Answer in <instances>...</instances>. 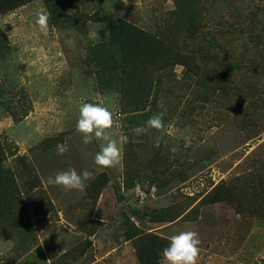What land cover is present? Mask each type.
I'll list each match as a JSON object with an SVG mask.
<instances>
[{
  "label": "rangeland",
  "instance_id": "1",
  "mask_svg": "<svg viewBox=\"0 0 264 264\" xmlns=\"http://www.w3.org/2000/svg\"><path fill=\"white\" fill-rule=\"evenodd\" d=\"M190 1L179 13L177 0H32L0 15V142L39 182L17 204L14 227L0 220V264H137L135 237L124 236L135 230L169 239L196 231L197 264H264V216L235 200L203 201L219 182L235 195L264 186V0ZM40 12L47 34L35 26ZM94 14L122 18L195 60L152 64L151 87L137 83L123 97L124 74L110 80L98 63L108 24ZM85 102L109 107L113 137H127L113 167L98 168L100 142L84 144L76 131ZM11 103L17 115L29 112L15 120ZM155 114L163 127L136 134ZM70 167L93 173L83 191L47 182Z\"/></svg>",
  "mask_w": 264,
  "mask_h": 264
},
{
  "label": "trees",
  "instance_id": "2",
  "mask_svg": "<svg viewBox=\"0 0 264 264\" xmlns=\"http://www.w3.org/2000/svg\"><path fill=\"white\" fill-rule=\"evenodd\" d=\"M29 1L32 0H0V15L10 12ZM177 3L178 12L182 13V8L188 7L191 1L177 0ZM48 8L50 9V6ZM188 11L189 13L192 12L191 10ZM184 16L190 19V15L186 14ZM93 20H103L108 24V38L99 45L101 54L99 55L100 60L98 63H103V65L107 66V74L111 78L110 80L116 79L114 77L116 75L124 74L126 80L124 81L125 88L123 90V97L130 98V95L133 96L137 83L138 87L142 90L151 87L153 75L155 74L153 65L162 64V66H167V64H183L188 67L190 61L195 60L194 55L183 54L178 48L155 38L149 32L132 25L122 18L113 20L110 16L94 14ZM2 96L3 94L0 92V102H2ZM21 102L23 103V101ZM9 106L12 108L10 113L15 120H18L29 112V107H24L21 104L20 106L24 108L17 115V105L11 103ZM139 109L141 110L143 107L140 106L136 109L124 110L123 112L135 113ZM7 155L13 157L14 163L12 166L5 163ZM102 180L103 175L92 183V186L97 191L103 183ZM37 183H39L38 178L34 170L24 160V156L16 155V149L12 150L9 146L5 147L0 142V220L10 222L14 227L17 222L15 220V215L18 210L17 204L22 202L23 194H26V198L30 197ZM232 191L233 189H228L224 182H219L205 195L203 201L205 203H214L218 201L232 202L235 200L237 206L251 209L250 212L254 215L264 216L263 185L259 183L250 186L246 192L242 191L240 193L238 191L236 195ZM245 198L247 201L243 202ZM174 217L167 213L165 218L173 220ZM155 218L164 220L162 214H157ZM124 236L126 239L135 237L137 264H159V261L163 259L160 254L161 250L170 241L169 238L158 234L139 232V230H135L134 232L126 231Z\"/></svg>",
  "mask_w": 264,
  "mask_h": 264
},
{
  "label": "clouds",
  "instance_id": "3",
  "mask_svg": "<svg viewBox=\"0 0 264 264\" xmlns=\"http://www.w3.org/2000/svg\"><path fill=\"white\" fill-rule=\"evenodd\" d=\"M125 5L128 0H123ZM49 16L46 12L37 14L35 26L47 34ZM78 120L76 131L82 134V142L89 144L93 139L100 142L99 151L94 155L95 165L102 169L113 167L122 160V145L127 141L126 136L114 138L110 130L114 126V114L104 104L101 103H82L78 107ZM162 128V114H155L146 121V125L137 127L136 134H142L148 128ZM58 154L63 155L67 152L68 145H58ZM93 173L84 169L78 172L75 168H69L49 176L47 182L50 185L62 186L65 190H80L85 188V181L91 179ZM199 234L196 231H181L171 237L168 245L161 250V256L167 264H197L200 256Z\"/></svg>",
  "mask_w": 264,
  "mask_h": 264
},
{
  "label": "crops",
  "instance_id": "4",
  "mask_svg": "<svg viewBox=\"0 0 264 264\" xmlns=\"http://www.w3.org/2000/svg\"><path fill=\"white\" fill-rule=\"evenodd\" d=\"M160 261H164V262H165V260H164V259H161Z\"/></svg>",
  "mask_w": 264,
  "mask_h": 264
}]
</instances>
